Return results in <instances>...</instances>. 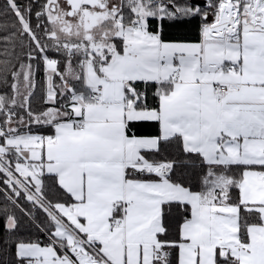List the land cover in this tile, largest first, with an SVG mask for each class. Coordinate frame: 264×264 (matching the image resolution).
<instances>
[{
	"label": "snow or ice",
	"instance_id": "6c2138e0",
	"mask_svg": "<svg viewBox=\"0 0 264 264\" xmlns=\"http://www.w3.org/2000/svg\"><path fill=\"white\" fill-rule=\"evenodd\" d=\"M0 197V264H264V0H0Z\"/></svg>",
	"mask_w": 264,
	"mask_h": 264
},
{
	"label": "trees",
	"instance_id": "16d2710c",
	"mask_svg": "<svg viewBox=\"0 0 264 264\" xmlns=\"http://www.w3.org/2000/svg\"><path fill=\"white\" fill-rule=\"evenodd\" d=\"M22 3H27V0H21ZM206 3V0H205ZM195 23L193 22L191 25H182V26H174V25H170L169 22L164 21L163 22V33H164V37L165 39H175L178 38L182 35H184L185 33H190V32H194L195 30ZM39 79V77H38ZM40 96V91L39 88L37 89L36 92V102L38 103V98ZM3 205V197H0V206Z\"/></svg>",
	"mask_w": 264,
	"mask_h": 264
},
{
	"label": "water",
	"instance_id": "95a60500",
	"mask_svg": "<svg viewBox=\"0 0 264 264\" xmlns=\"http://www.w3.org/2000/svg\"><path fill=\"white\" fill-rule=\"evenodd\" d=\"M199 2H201V3H205V0H199Z\"/></svg>",
	"mask_w": 264,
	"mask_h": 264
}]
</instances>
